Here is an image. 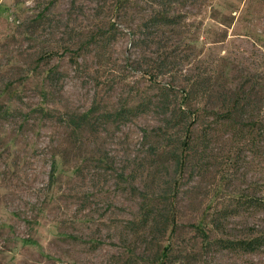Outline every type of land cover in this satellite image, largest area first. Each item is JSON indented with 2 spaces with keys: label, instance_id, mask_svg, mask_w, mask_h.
I'll return each instance as SVG.
<instances>
[{
  "label": "rangeland",
  "instance_id": "1",
  "mask_svg": "<svg viewBox=\"0 0 264 264\" xmlns=\"http://www.w3.org/2000/svg\"><path fill=\"white\" fill-rule=\"evenodd\" d=\"M156 9L181 21L148 28ZM163 101L197 117L181 167ZM141 193L165 222L132 224ZM258 236L264 0H0V264H264L220 244Z\"/></svg>",
  "mask_w": 264,
  "mask_h": 264
},
{
  "label": "trees",
  "instance_id": "2",
  "mask_svg": "<svg viewBox=\"0 0 264 264\" xmlns=\"http://www.w3.org/2000/svg\"><path fill=\"white\" fill-rule=\"evenodd\" d=\"M151 2H158V0H147ZM181 21V14L178 13H170L167 10H161L156 9L146 20L145 25L149 27H155V26H163V25H176ZM53 52V51H52ZM52 52H49L50 56H52ZM57 75H60V71H57ZM50 74H56L55 70L50 71ZM55 76V75H53ZM189 95V92L186 93V96ZM239 97H236L233 99L231 105L228 106L226 110V114L224 112H217L215 119H219L220 117L228 116L229 118L233 117L235 111L237 110V104L239 103ZM160 113L165 115L163 116L162 120L164 122L165 126H159L158 128L152 129V131L156 134L157 137L161 138L162 141L166 142L165 146L167 147V154L169 155L170 159H172L177 167H181L184 165L187 151L191 148L190 147V140H191V123L192 120H197L196 115L191 116V114L188 111H184L183 109L180 110L181 112V119L174 120L172 116H167V113L170 110V104L166 103L165 101L162 102V104L159 105ZM70 122L72 125L78 129L89 123V115L88 114H82V115H74L71 116ZM181 128L184 131H186V134L184 137L180 136L178 138H173L174 134H171L169 132V129H175V128ZM144 137L148 138L151 133L144 129ZM152 151L155 153L160 148L159 146H152ZM55 172V162L52 164V177ZM143 201H142V217L138 222H132L133 225H140L139 228L147 226L151 221H155L157 217L163 216V221H166L165 214L158 208V202H156L153 198H148L146 194H142ZM225 215V214H224ZM169 222V220H168ZM216 225H222L223 221L221 218L214 220ZM202 229V228H197ZM203 233H206L205 230ZM206 235V234H204ZM221 246L224 248H230V249H237L240 248L244 251H255L259 249L264 244V236H258L250 239H242V240H222L220 242Z\"/></svg>",
  "mask_w": 264,
  "mask_h": 264
}]
</instances>
